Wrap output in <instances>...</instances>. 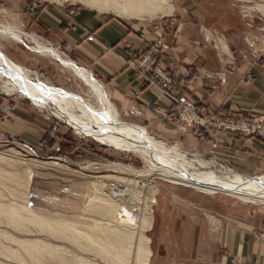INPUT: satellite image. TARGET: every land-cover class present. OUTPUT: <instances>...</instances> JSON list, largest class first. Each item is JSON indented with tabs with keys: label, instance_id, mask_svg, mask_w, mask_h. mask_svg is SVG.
I'll return each mask as SVG.
<instances>
[{
	"label": "rangeland",
	"instance_id": "374dc122",
	"mask_svg": "<svg viewBox=\"0 0 264 264\" xmlns=\"http://www.w3.org/2000/svg\"><path fill=\"white\" fill-rule=\"evenodd\" d=\"M167 1L173 6L172 15L153 19L152 21L127 19L109 13L99 14L128 24L141 25H154L167 20L178 19L191 27L192 35L199 34L201 40L195 41V46L219 52L229 60L230 64L228 65H231L232 61L251 65L264 59V0ZM25 3L28 6L30 4L47 5L66 9L85 7L80 4L53 3L48 0H0V7L6 9L7 14L9 12L8 15L0 13V25L8 24L12 28L31 35L29 27L25 26L23 13L21 11H15V13L9 11V9L13 10L14 8L19 10V7ZM38 40L54 48L64 58H69V60H73L78 64L63 45H57L43 39ZM13 41V39L1 37L0 49L15 63L24 66L32 74H35V77L32 76L33 78L85 97V99L89 97L88 100L93 101L86 86L70 71L64 69L58 61L48 55L31 52L26 48L31 47V45L26 46L27 43L21 44ZM128 65L137 72L148 86L157 87L163 92H168L171 89L173 85L172 73H169L166 68H174V58L171 47L162 38L149 43L145 51L137 52ZM139 68L140 70H138ZM191 76L194 79L203 77L205 80H221L219 74L212 76L206 74L200 68H194ZM164 79L170 82L166 90H162L159 86ZM181 101L190 104L191 113L186 112ZM174 103V107L170 111L153 109V112L159 118L173 123L181 133H190L201 136V138H204L205 135L211 136L220 133L241 139H257L264 143V113L239 111L236 113L212 114L200 110L193 101L185 96L177 98ZM47 114L34 108L26 99L0 92V153L15 151L17 154L19 153L17 155L20 156L19 158L25 160L19 161L23 162L22 164L15 160V163L18 164L17 167L15 165H4L3 161L0 160V171H2L0 172V204L25 207L37 216L55 221H64L75 226L77 230L90 233L92 232L91 227L97 223L106 225L108 219L110 221L107 225L115 226V222L113 221L115 225L111 222L113 220L111 216L103 218L100 212L97 213L95 210L97 205L103 203L104 197L101 190L102 186L99 184L100 182H104L103 184L115 183L117 189L125 191L126 189H133L128 184H130L129 181L135 178L132 179L133 177L124 175L125 182L123 180L118 183L116 180L107 178V176H114L115 174L110 170V172L105 171L102 166L123 165L142 170L146 168L145 163L137 156L102 146L92 139L80 137L73 130ZM155 138L157 139V137ZM157 140L166 143L168 146H178L173 142H166L159 138ZM210 144L212 149L217 148L215 141L212 140ZM178 147L181 152L187 154L186 157L191 161L200 160L205 162L208 168L217 172L229 171L245 177L264 174L246 175L235 171L225 163L216 160L213 156L190 153L181 145ZM0 156V158L6 157L4 159L9 158L8 156ZM54 160L62 166L51 165L50 162ZM64 163L70 168H66ZM82 168L87 169L81 170ZM28 169L31 171V175H29V171L27 173L26 170ZM18 170L24 174L21 175L22 179L19 180V185H15L4 177L1 181V176H8V174ZM136 180L143 181V188L135 189L136 191L139 190V193H136L139 200L136 199L133 204L141 205L140 208L148 205L152 211L151 218L153 219H151L149 229L144 230L145 232L136 231L137 235H144L149 240L147 248L150 251V256L144 264H153L152 253L158 245L161 248L164 247L163 250H167L168 241L161 239L160 242V234L162 237L167 236V230L175 227V222L179 226H187L185 218H175L176 215L184 217L190 211L202 209L223 213L235 211L241 216L264 211V205L244 204L225 195L209 196L201 194L190 188L170 185L158 176L135 179L134 181ZM2 182L4 185H2ZM147 183L155 188L157 192L152 193V189L146 190ZM115 193H118V191H115ZM149 197L155 200L152 205ZM122 199L121 202L126 203L129 196ZM137 210L133 208L132 213L135 216L140 212V209ZM2 218L5 221L0 218V264H31L32 262H29V257L26 256L27 254L24 253L25 251L20 244L21 242L33 240L54 247L53 255L43 257L44 264H77L79 258L96 264H113L101 260L95 255L94 251L87 250L82 244L71 243L62 237H54L49 231L40 232L37 227L34 226V228L30 224L19 229L8 225L6 218L3 216ZM124 228L126 227L121 229L127 231L133 229L131 227ZM98 233L103 236L102 233ZM99 234L97 235L101 237ZM169 254L173 255L174 253L169 252ZM132 258L129 257L128 264H136L135 259ZM184 262V259L179 258L166 261L170 264H184Z\"/></svg>",
	"mask_w": 264,
	"mask_h": 264
},
{
	"label": "crops",
	"instance_id": "0c3cea01",
	"mask_svg": "<svg viewBox=\"0 0 264 264\" xmlns=\"http://www.w3.org/2000/svg\"><path fill=\"white\" fill-rule=\"evenodd\" d=\"M9 11H21L31 35L63 45L77 65L90 71L124 122L141 126L154 137L181 145L190 153L213 156L237 172L264 173L261 141L220 133L204 138L181 133L153 112L170 111L174 101L185 96L212 114L264 113V59L251 65L239 61L228 65L229 60L219 52L195 46V41L201 40L199 34L192 35L191 27L178 19L154 25L128 24L86 7L26 3L19 10ZM158 38L171 47L174 58V68H166L173 79L168 92L148 86L128 65L137 52L145 51ZM194 68L212 76L219 74L221 80L194 79ZM212 140L216 149L211 148ZM175 218H185L187 226L175 222L167 236L160 234V242L168 241L167 250L158 245L152 253L153 264H170L166 261L177 258L184 259V264H264V211L241 216L235 211L202 209Z\"/></svg>",
	"mask_w": 264,
	"mask_h": 264
},
{
	"label": "bare ground",
	"instance_id": "6f19581e",
	"mask_svg": "<svg viewBox=\"0 0 264 264\" xmlns=\"http://www.w3.org/2000/svg\"><path fill=\"white\" fill-rule=\"evenodd\" d=\"M48 1L53 3L69 2L71 5L80 4L87 8L94 9L98 13H109L117 17L149 21L170 16L173 12V6L170 5L167 0ZM0 13L4 15L9 14V12L7 14L6 9L1 7ZM1 37H4V39H13L15 42L21 44L27 43L26 46L31 45V47L29 46V48H26L31 52L39 53L40 55H48L58 61L64 69L70 71L82 82V84H84V86H86L93 101H89V97L85 99V97L56 88L49 83L33 78L32 76L35 77V74H32L24 66L15 63L1 49L0 92L5 95H17L21 99H26L34 108L41 112L48 113L54 119L73 130L76 135L92 139L102 146L137 156V158H140L146 165V168L142 170L123 165L102 166L105 171L110 170L115 174L114 176H107V178L116 180L119 183L124 180V175H128L131 178L133 177L132 179H147L151 176H158L170 185L190 188L201 194L209 196L225 195L241 201L244 204L254 206L264 205V174L255 177H245L234 172H217L211 170L207 167L205 162L200 160L191 161L186 157L187 154L181 152L178 147L179 145L168 146L166 143L157 140L158 138L156 139L154 136L150 135L145 128L124 122L120 118L113 103L110 101L102 83L87 69L77 65L73 60H69V58H64L62 54L51 46L45 45L46 43L43 44L40 42L34 35H27L16 28H12L8 24L0 25V38ZM18 154L15 151L1 152L0 155L8 156L9 158L4 159L6 158L4 157L0 158V160L1 162L3 161L4 165L16 166L18 164L15 163V160H18V163L22 164L23 162L19 161L25 160L19 158L20 156L18 157ZM50 164L58 167L62 166L55 160L50 162ZM64 165L66 168L69 167L65 163ZM86 169L87 168H82L81 170ZM26 171L27 173L29 171V175H31L29 169ZM22 174L23 173H20L18 170L8 174V176H1V181H3L2 177H4L15 185H19ZM134 180L129 181L130 184H128V186L133 189H126L125 191L117 189L115 186L117 184L115 183L103 184L104 182H100L99 185L102 186L101 190L104 193L103 203L97 206L95 205L96 209H94L97 213L100 212L103 218L111 216L113 218L111 222L113 224L115 222L116 225H107L110 221L108 219L106 225H99L97 223L91 227V233L77 230L75 226L64 221H55L37 216L25 207H19L17 205L0 204V218L4 220L2 216L5 217L6 221H8V223L6 222L8 225L19 229L25 228L27 224H30V226L33 225V227H37L40 232L49 231L54 237H62L63 239L69 240L71 243L82 244L87 250L94 251L98 258L106 262L113 264H128V260H130L129 257L131 256L133 257L132 259H135L136 264H144L148 261L150 256V251L147 248L149 240L144 235L139 233V235H137L136 231L142 232L149 229L152 211L148 205L144 208H140L141 205L133 204L138 198L136 193L139 191L135 189L143 188L142 180ZM2 185H4V183ZM147 189H152V193L157 192L150 184L146 185V190ZM115 191H118V193H115ZM117 194L119 196L118 198ZM126 196H129L126 203L121 202L123 200L122 198ZM149 201L151 205L155 203L152 197H149ZM133 208L140 209L137 216L132 213ZM122 227H131L133 229L127 231L121 229ZM98 232L102 233L103 236ZM20 245L25 251L24 253L27 254L25 255L29 257V262L31 261L33 264H44L42 260L46 258L45 255L50 256L54 253V247H51L52 245L48 244V246L41 241L38 242V240L21 242ZM77 260V264H96L80 258Z\"/></svg>",
	"mask_w": 264,
	"mask_h": 264
},
{
	"label": "built area",
	"instance_id": "2783aa9c",
	"mask_svg": "<svg viewBox=\"0 0 264 264\" xmlns=\"http://www.w3.org/2000/svg\"><path fill=\"white\" fill-rule=\"evenodd\" d=\"M138 70H140V68L138 69ZM147 72V71H146ZM145 72V73H146ZM170 84V82H169V80H165L164 79V81H162V84H160L159 86H160V88L162 89V90H166L167 89V86ZM181 103H182V105H183V107H185V109H186V112H188V113H191L192 112V108H191V106H190V104L189 103H187L186 101H181Z\"/></svg>",
	"mask_w": 264,
	"mask_h": 264
}]
</instances>
